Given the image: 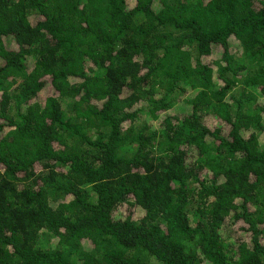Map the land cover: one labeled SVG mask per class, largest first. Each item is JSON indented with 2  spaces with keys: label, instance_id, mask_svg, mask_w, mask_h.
<instances>
[{
  "label": "trees",
  "instance_id": "trees-1",
  "mask_svg": "<svg viewBox=\"0 0 264 264\" xmlns=\"http://www.w3.org/2000/svg\"><path fill=\"white\" fill-rule=\"evenodd\" d=\"M264 264V0H0V264Z\"/></svg>",
  "mask_w": 264,
  "mask_h": 264
},
{
  "label": "rangeland",
  "instance_id": "rangeland-1",
  "mask_svg": "<svg viewBox=\"0 0 264 264\" xmlns=\"http://www.w3.org/2000/svg\"><path fill=\"white\" fill-rule=\"evenodd\" d=\"M152 264V263H151Z\"/></svg>",
  "mask_w": 264,
  "mask_h": 264
}]
</instances>
